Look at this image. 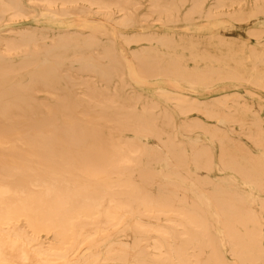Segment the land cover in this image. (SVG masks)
Returning a JSON list of instances; mask_svg holds the SVG:
<instances>
[{"label": "bare ground", "instance_id": "bare-ground-1", "mask_svg": "<svg viewBox=\"0 0 264 264\" xmlns=\"http://www.w3.org/2000/svg\"><path fill=\"white\" fill-rule=\"evenodd\" d=\"M143 1L148 0H0V22L39 13L79 17L91 51L89 57L76 52L63 71L57 50L69 46L68 37L48 43L28 28L20 41L0 43V264H264V200L254 210L251 202L257 200L238 183L210 175L215 168L232 171L263 196L264 156L229 162L228 150L221 148L215 163L199 141L188 149L165 137L153 124L154 102L147 101L138 115L118 99L128 83L171 73L178 78L175 87L158 90L173 103L174 111L164 115L170 123L176 114L198 115L181 130L208 133L220 145L221 136L238 133L233 109L240 93L213 87L238 78L230 68L189 72L173 61L168 71L145 53L132 52L129 74L113 46L118 39L138 42L126 30ZM243 1L252 0H149L143 19L156 16L163 25H176L186 8L187 24L196 15L210 21L220 9ZM232 18L250 19V39L264 47L263 0L240 7ZM103 40L111 42L110 52L99 50ZM250 43H240L236 52L230 46V59L241 67L240 78L264 89V56ZM15 55L25 56L19 72L29 73L27 82H11L14 70L1 63ZM115 77L120 83L114 86ZM202 88L210 92L207 97L187 94ZM141 97L135 93L134 100ZM253 125L262 129L258 138L251 131L246 135L264 153V121L256 116ZM182 165L194 166L193 177L181 173ZM171 176L187 185L171 182Z\"/></svg>", "mask_w": 264, "mask_h": 264}, {"label": "rangeland", "instance_id": "rangeland-1", "mask_svg": "<svg viewBox=\"0 0 264 264\" xmlns=\"http://www.w3.org/2000/svg\"><path fill=\"white\" fill-rule=\"evenodd\" d=\"M256 1L257 0L247 1V3L243 1L234 6L220 9L218 11V15H220L215 18H210V21L199 17L201 15H196L192 19L193 22H190V24H187L183 18L186 13V8H184L183 12H181L179 22L176 25H163L157 20L156 16H152L148 21H145L143 19L144 7L148 6L149 0L143 1V10L138 12L135 24L132 28L126 30L127 35L133 38L136 37L139 39L138 42L127 44L121 39H118L113 46L127 63L130 75H132L131 71L133 69L132 67H134L131 61L132 52L145 53L154 66H161L163 69H168V71L172 68L170 66L172 65L171 63L176 61V64H178L181 69L189 72L194 70L192 67H202L200 69L202 72L206 73L210 71V73H217L219 71H224L218 69L219 67H227L231 69L230 71H234L233 73H238L239 76L237 79H227L213 85V87H218L216 89L220 92L233 88L240 93L239 101L235 104L237 108L233 109V115L239 121L235 126L238 133H233L229 136H221V140L224 141V143L220 145L217 139L212 138L208 133L198 131L193 134H188L181 130L180 126H182L183 123L200 117L198 115L192 114L185 116L176 114V121L170 123L164 115L166 111H174L173 103L166 100L158 90L160 88L170 90L175 87L176 82L174 80H178V78L171 73H168L165 77H154L139 82H132L133 84L131 85H129L130 83L125 85L124 91L121 90L122 93L118 96L122 106L126 109H134L135 113L141 115L142 112H144L147 101L154 102L157 104V109H155L153 113V124L158 126L159 130L164 133L163 135L174 141L177 146L185 144L188 149L191 148L192 142L199 141L200 144L207 146L210 151V156L215 163H217L219 156H221V148L228 150L227 157H229V162L244 161L245 159H249V156H264L263 151L253 146L251 140L246 135V132L251 131L252 135L258 138V134L262 131L261 128L255 127L253 122L256 116L264 121V89L255 86V84L247 79L240 78V74H242L241 67L237 66V64L230 59L229 52L230 46L234 47V51L236 52L240 43L252 42L249 48H255L259 54L264 56V47L261 44H256L255 41L250 39L249 34L254 29L255 24H253L250 19L237 21L232 18L234 12L240 7L244 6L250 9ZM207 5L209 4L207 3ZM80 23H82V21L75 15H64L54 19L46 13L42 15L39 13L33 18L18 22L5 20L0 22V43L5 40L6 42L20 41L22 33L28 28L36 31L37 37L41 39L45 38V42L48 43L56 39L58 35H61L63 38L68 37L65 41L69 43V46L57 50V55L61 57L60 63L62 69L65 71L70 68V61L74 58L76 52L82 53L81 55L85 57H89L91 53L84 44L87 37L86 32L77 26ZM43 27L45 29H43ZM67 31H72V33L69 34ZM3 36H5V38H3ZM151 37L156 40L158 39V41L160 39H166V41L164 43L149 41ZM6 42H3L4 46ZM2 47L3 45L0 47V51ZM111 47V42L103 40L99 50L103 52L105 51L103 48H106L107 52H110L112 49ZM24 57L23 55L3 57V62L1 63L8 69L14 70V74L11 75V82H27L31 79L28 72H19L21 71L19 67L26 60ZM34 60L42 63L43 58ZM250 65L251 64H249V66ZM262 69H264L263 66ZM56 77L59 79L61 74L58 73ZM92 81L101 86L97 78L93 77ZM119 83L118 78L115 77L113 85H119ZM77 91H80V89L78 88ZM135 93H139L143 96L138 102L134 100ZM209 93L210 92L205 91V88H202L198 92H187L189 97H207ZM37 96L42 100H48L44 94L39 93ZM243 107H247L249 111L242 109ZM200 119L202 122H206L208 126L213 125V123L211 124L204 120V118ZM82 122L85 124V119H82ZM106 124L111 125V123ZM230 130L229 133L231 132ZM123 137H133V134L131 132H124ZM147 140L152 141V138H148ZM240 148L243 149V151L239 153L241 157H236L237 150ZM246 162L250 161L246 160ZM180 171L182 174L191 175L193 177L195 168L190 165H182ZM210 175L215 181H223L229 178V180L238 183L243 191L250 193L252 197L257 200L251 202V207L254 208V210L258 209V202L264 200V195L262 196L258 191H254L245 186L232 171L225 173L215 168ZM167 179L178 185H187V182L174 176L167 177ZM225 256L229 261H233V258H231L226 251Z\"/></svg>", "mask_w": 264, "mask_h": 264}]
</instances>
